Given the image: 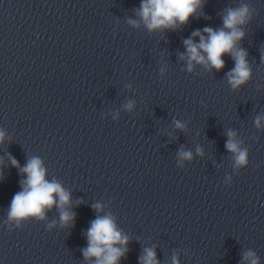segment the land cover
<instances>
[{
  "label": "water",
  "instance_id": "obj_1",
  "mask_svg": "<svg viewBox=\"0 0 264 264\" xmlns=\"http://www.w3.org/2000/svg\"><path fill=\"white\" fill-rule=\"evenodd\" d=\"M141 2L0 0V264H93L82 249L105 214L129 238L118 264H140L145 249L158 264H246L249 250L264 264V121L255 125L264 0H206L187 24L156 31L138 16ZM242 3L254 9L239 44L252 76L233 90L230 56L220 71L189 72L181 54L193 32L222 28L225 10ZM229 130L248 151L246 167L225 148ZM181 149L192 159L180 160ZM9 155L21 168L43 161L70 194V225L55 206L44 220H8L26 178Z\"/></svg>",
  "mask_w": 264,
  "mask_h": 264
},
{
  "label": "clouds",
  "instance_id": "obj_2",
  "mask_svg": "<svg viewBox=\"0 0 264 264\" xmlns=\"http://www.w3.org/2000/svg\"><path fill=\"white\" fill-rule=\"evenodd\" d=\"M206 0H142L137 12L140 19L149 31L160 29L175 30L179 25H185L189 19L197 14ZM223 15V27L213 29L206 27L203 32L197 30L192 33V37L184 40L186 53L181 54V59L187 60V70L191 72L194 65H202L211 71H220L225 67L223 57L230 56L235 62V67L226 74L228 84L233 90H237L250 81L252 70L247 59L246 49L239 47L245 38V32L240 26L246 25L251 20L254 9L246 3L238 7H229ZM133 26H138L134 20H129ZM199 38V43L195 38ZM133 103L129 102L125 107L128 110L133 108ZM264 116L255 118L257 128L261 127ZM175 126L179 130L185 128V124L175 121ZM225 148L232 154L234 167L239 169L248 165V151L241 147V142L237 140L236 133L229 130ZM4 132L0 131V144L4 141ZM197 154L202 155L201 149H197ZM180 160H191L192 152L181 149L178 153ZM13 167L19 169L20 173L26 177L20 182L21 191L17 192L10 203L7 218L10 222H15L17 226L29 218L44 220L45 213L54 206L59 210L60 223L68 226L74 221L75 214L68 211L66 206L70 204V194L55 179L49 181L47 170L43 161L39 157H31L27 164L21 168L19 162L9 155ZM2 164V160H0ZM3 173L0 172V179ZM230 179V178H229ZM97 213L103 211L100 204L93 206ZM52 227V225H49ZM88 246L82 249L83 257L86 261L95 258L93 264H118L121 257L127 252L129 238L123 235L118 229L115 219L111 214L97 215L91 222L87 230ZM145 254L140 258V264H158L155 251L145 249ZM243 261L246 264H259L256 253L249 250L244 253ZM173 264H178L174 257Z\"/></svg>",
  "mask_w": 264,
  "mask_h": 264
}]
</instances>
